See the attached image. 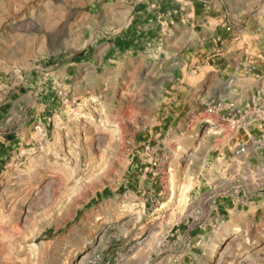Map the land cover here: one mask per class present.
<instances>
[{
	"label": "rangeland",
	"instance_id": "rangeland-1",
	"mask_svg": "<svg viewBox=\"0 0 264 264\" xmlns=\"http://www.w3.org/2000/svg\"><path fill=\"white\" fill-rule=\"evenodd\" d=\"M164 1L0 0V264H264V0Z\"/></svg>",
	"mask_w": 264,
	"mask_h": 264
},
{
	"label": "crops",
	"instance_id": "crops-1",
	"mask_svg": "<svg viewBox=\"0 0 264 264\" xmlns=\"http://www.w3.org/2000/svg\"><path fill=\"white\" fill-rule=\"evenodd\" d=\"M259 0H165L164 2L156 3L152 10H148V14L152 13L156 18L164 17V20L167 24L172 23H182L187 22L189 15L192 14L195 18L192 20L196 25H200L201 27L210 28L214 26L215 38L220 41L221 46L224 41L229 42L230 37H225L222 34V28L226 31L227 28L233 27L235 28L236 24L241 23L243 20H246L245 13L247 11H251L253 9V5ZM162 11V13H160ZM143 13V12H140ZM147 14V15H148ZM203 30V29H202ZM219 32V34H217ZM214 40V39H213ZM224 46L208 57L213 59V62H218L220 59L224 58L223 53ZM214 65L218 67L217 63ZM230 63L227 62L226 65ZM210 65V64H209ZM211 66V65H210ZM223 66V64H222ZM254 105H258L264 110V94L261 95V98L257 103H252ZM250 113L254 111V109L249 110ZM264 113V112H263ZM251 118L249 119V123L247 124V130L253 133L254 137L259 134H255L253 127V114H251ZM255 123L259 126L262 125L264 127V117H259L255 120ZM254 139L251 138L246 144L250 149H254L255 142ZM258 149V148H257Z\"/></svg>",
	"mask_w": 264,
	"mask_h": 264
},
{
	"label": "built area",
	"instance_id": "built-area-1",
	"mask_svg": "<svg viewBox=\"0 0 264 264\" xmlns=\"http://www.w3.org/2000/svg\"><path fill=\"white\" fill-rule=\"evenodd\" d=\"M225 103V100L223 102H220L219 100H212L208 105H207V108H206V112L209 113V114H213L215 113L216 111H218L220 108H223L224 104ZM226 106V104H225ZM245 110L242 111L240 109H237L236 110V115L240 114V116L243 118L242 120H244V116L247 114V111L246 109L248 108V106H245ZM236 117V116H235ZM227 123L230 124V126L232 128H236L238 126H240L242 124L241 121L239 120H234L233 118H227ZM241 151H243V148H241Z\"/></svg>",
	"mask_w": 264,
	"mask_h": 264
},
{
	"label": "bare ground",
	"instance_id": "bare-ground-1",
	"mask_svg": "<svg viewBox=\"0 0 264 264\" xmlns=\"http://www.w3.org/2000/svg\"><path fill=\"white\" fill-rule=\"evenodd\" d=\"M172 172V171H171ZM174 174L171 173V176H173ZM172 179V178H171ZM163 207V206H162Z\"/></svg>",
	"mask_w": 264,
	"mask_h": 264
}]
</instances>
